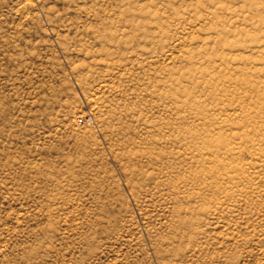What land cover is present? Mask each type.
Here are the masks:
<instances>
[{
    "label": "rangeland",
    "instance_id": "1",
    "mask_svg": "<svg viewBox=\"0 0 264 264\" xmlns=\"http://www.w3.org/2000/svg\"><path fill=\"white\" fill-rule=\"evenodd\" d=\"M0 264H264V0H0Z\"/></svg>",
    "mask_w": 264,
    "mask_h": 264
},
{
    "label": "built area",
    "instance_id": "2",
    "mask_svg": "<svg viewBox=\"0 0 264 264\" xmlns=\"http://www.w3.org/2000/svg\"><path fill=\"white\" fill-rule=\"evenodd\" d=\"M82 122V120H80Z\"/></svg>",
    "mask_w": 264,
    "mask_h": 264
}]
</instances>
